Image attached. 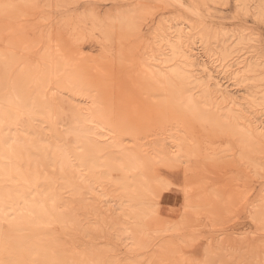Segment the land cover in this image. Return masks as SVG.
Returning <instances> with one entry per match:
<instances>
[{
  "label": "rangeland",
  "instance_id": "1",
  "mask_svg": "<svg viewBox=\"0 0 264 264\" xmlns=\"http://www.w3.org/2000/svg\"><path fill=\"white\" fill-rule=\"evenodd\" d=\"M0 2L10 5L9 13L11 12L10 17L1 15L0 22L6 23L7 20L9 26L26 30L25 35L28 40L41 37L38 46L29 51L30 54L28 52L27 55H23L25 61L36 63L37 54L44 47L53 53H63L67 48L65 55L73 56L76 63H80L78 66L85 65L82 67L85 70L88 66L92 68H88V72L86 70L87 74H90L87 80L92 79L95 85L100 87V89L96 88L93 94L101 90L100 93L105 94L104 97L107 98L106 119H116L120 127L119 137L125 140L128 147L136 146L130 144L131 132L137 133L136 137L140 138L137 140L139 144H144L142 149L135 148L137 156L144 165L139 167V172L134 169V173L125 172L123 176L132 181L138 176L144 178V174H150V178L156 177L168 184V188H162L160 193L158 192L160 197L149 194L146 190L151 183L150 178L141 181L144 190L128 192L133 199L131 209L140 203L147 206L157 205L154 209L159 216L156 218L151 216L149 222L152 225H157L156 223L159 222L161 228L155 232L152 228L144 227L136 242H133L124 227L132 221L129 216L122 217L124 223L117 225L100 220L97 224L98 230L90 233H83L80 227V229L75 228V224L80 221L81 226L87 227L89 226L87 222L92 223L95 219L93 216L90 215L89 218L80 211H75L78 219L76 222L61 218L59 202L66 199L71 188L61 189L57 195L55 191L59 183L56 180L54 181L56 187L53 185L52 189L57 197V201L53 204L57 206L54 209L52 204L47 208L48 214L52 216L49 217V222L31 221L19 217L0 220L1 261L15 259L16 263H26L24 244L38 239L65 254H84L91 250L104 249L100 254L103 264H178L177 262L187 260L201 261L205 247L210 244L208 246L215 250L221 240L224 246L222 253L225 264H248L249 259L264 264V231L259 230L260 226L255 223L256 219L252 211L253 205L260 203L264 194L261 192L264 189V153L257 155L255 161H248L239 156L235 135L230 138L225 131H220L214 119L216 114L225 113L228 105L226 101L218 98V93L212 89L209 92L200 84L187 85L192 94L189 105L184 107L187 105L184 99L181 100L182 102H174V105L182 104L184 107V114L182 113L181 117L185 122L182 123L180 114L179 121L169 118L168 111L165 116L161 114L157 104L167 97L165 92L150 91L148 83L142 84L138 81L139 74L145 73L147 64L156 66L158 62H162L159 67L170 78V85L166 86V89L173 91L174 94L181 92L179 82L173 75L180 67L181 58L175 55L173 47L178 40L177 32L181 29L188 33L186 35L190 39L184 36L182 38L196 42L202 59H208L213 65H227L254 56L251 61H256L257 65L248 70L244 69V74L235 86L232 79L226 82L228 78H225V75L217 74L218 67L214 69V74L219 75L222 84L229 85L231 93L240 98L239 105L247 110L244 111L245 113H251L264 122V0H197L198 6L194 7L191 0H0ZM94 11L100 18L126 15L139 25L140 31L138 35L120 37L118 31L116 29L114 31L115 26L112 30L114 32L110 34L111 31L109 33L105 31L106 35L110 34L109 37L105 36L91 21V14ZM45 34L48 36L46 37ZM4 36L1 32L0 40L1 38L4 40ZM225 36L230 37L228 41ZM54 42L56 44L61 42V45H56ZM19 55L22 56V51ZM79 84L72 90L60 89L58 99L48 105V107L51 105L56 112L59 111L57 124L64 125L62 105L67 98L69 100L67 101L69 103L71 101L70 104L74 106L83 105L88 101L87 93L89 94L91 87H85L83 81ZM29 85L34 88L33 82ZM5 90L0 91L2 115L6 114L5 100L10 92L9 89ZM167 98L169 99V96ZM34 103L32 108L37 112L45 108L35 100ZM195 105L203 108L204 112H192L191 107ZM168 120L170 122L166 126L169 132L181 135L185 132L189 138L190 146L179 152L181 156L177 158L178 162L154 157L152 147L157 143H150L152 137H146L148 133L154 132L155 128L161 127L159 122L164 124ZM32 123L35 129L37 123L33 121ZM88 124L92 125L89 120H85L82 125ZM57 128L59 129L58 126ZM36 130L38 132L36 134L39 135L40 129ZM50 134V129L41 133L44 138L46 135V138L49 137ZM64 145L61 150L68 148L66 153L68 160H71L70 163L78 168L82 165V170L85 167L84 172L76 167L80 172L78 174L89 181H94L93 193L100 195L95 204L100 211L117 215L121 213L122 208L129 209V206H126L128 202L124 192L115 191L114 186L110 185V182L116 183V179L107 180L104 185L96 182L109 174L111 170L107 166L101 164L88 173L87 166L78 163L75 159L74 151H80L79 145L75 142L73 145L64 142ZM26 149L27 153L29 151L30 154L38 153ZM175 149L176 147H173L172 150L175 152ZM29 155V159L33 158V162L29 163L27 157L20 162L27 159L29 166L34 168L37 165L38 168L44 165V160L40 161L39 155L35 157ZM36 157L39 161L34 159ZM43 165L42 172L53 179L56 178L49 165L45 164V167ZM106 169L110 171L107 172ZM94 183L96 184L93 185ZM227 190L237 195V203L232 207L234 213L232 209L228 214V217H232L231 221L229 218V222L225 219L226 224L217 226L213 224L210 215L203 207H197V203L204 199L211 204H218L221 197L228 193ZM106 191L111 193L106 194ZM163 227L166 228L162 230ZM229 235L241 238L245 243L234 248L224 239Z\"/></svg>",
  "mask_w": 264,
  "mask_h": 264
},
{
  "label": "bare ground",
  "instance_id": "2",
  "mask_svg": "<svg viewBox=\"0 0 264 264\" xmlns=\"http://www.w3.org/2000/svg\"><path fill=\"white\" fill-rule=\"evenodd\" d=\"M191 2L193 3V7L198 6L197 0H191ZM9 9L10 5L5 2H0V16L4 15L10 17L11 12L9 13ZM91 21L94 26H98L104 35L108 37L115 31V29L118 31L120 37L123 35H128V37L138 35L140 31L139 25H137L132 18L130 19L129 17H126V15L100 18L96 11H94V13L91 14ZM7 23V20L6 23L4 21L0 22V33L2 32V34L5 35L4 40H2V38L0 40V91L3 92L5 89L10 90V92L8 91L9 94L7 99L5 100L6 114H0V126L2 128L0 130V220L19 217L31 221L49 222L48 219L51 215L48 214L47 208H50L49 205H52L57 201L56 194L58 195V192H60L61 189L70 187L71 192L68 193L66 199L59 202V216L61 214V218H68L70 222H76L78 220L76 219L75 211H80L82 215L89 218L93 216L95 219H93L92 223L88 221L87 224H89V226L87 227L81 226L80 221L76 222L75 228H81L80 230H83V233H90L93 230H98L97 224L100 220H106V222L111 225H117V223H124L122 217L126 216L132 218V221L128 222L127 226L125 224L124 227L129 232L133 242H136L139 234L145 229L144 227L152 228V231L154 230L155 232L159 231L158 229H161L159 228V222H157L159 218L156 220L157 225H152V223L149 222L151 216L155 218L159 216L154 209L156 204L147 206L141 205L140 203V205H134L131 209L130 205L133 199L128 195V192L131 191L140 192L141 190H144L141 181L150 178V174H144V178H142L143 176H138L137 179H133L132 181L123 176L125 172L134 173V169H137L135 171L139 172V167L144 165L143 161L140 160L135 152L136 147L142 149L144 144H139L137 140L140 138L136 137L137 133L134 134V132H131L132 142L130 144L136 146L135 148L133 146L128 147L127 144H125V140L119 137L120 127L116 119H106L108 112L107 98L104 97L105 94L103 95L102 92L100 93L101 90L96 93L97 95L93 94V91L96 92L95 89H100V87L95 85L92 79L91 81L87 80V78L90 77L88 76L90 74H87V69H90L91 67H86V72V70L82 68L85 65H81L82 67L78 66L80 63L77 64L76 59H74L73 56H70L69 54L65 55V50L67 49L65 47H63V49L65 48L63 53H53L48 48L44 47L42 48V51L40 50L41 52H38L36 63L25 61L23 55L26 53L28 54L29 51L36 48L41 41V37H34V39L30 38V40H28L25 35L26 30L9 26ZM115 26L116 28H114ZM113 28L114 31L112 32ZM105 31L108 33L109 31L111 32L109 35H106ZM177 34L178 40L173 47V52L178 58H181V60L180 67L177 68L178 71L176 70L173 75L179 82L181 92L174 94L173 91L166 89V86L169 87L170 85V78L162 72L159 67V65H162V62H158L156 66L147 64L145 73L139 74L138 81L142 82V84L148 83L150 91L165 92V96H169V99L165 97L157 104L161 110V114L165 116L168 111L169 118L178 121L182 118L181 114L184 111V107L189 105L188 103L192 98L189 86L187 87V85L193 83L197 85L200 84L204 86L205 91L212 89V91L218 93V98L222 101H226L228 105L225 113L216 114L214 117L219 130L225 131L230 138L235 135L239 149V156L241 158H245L248 161H255L257 155L264 153V122L251 113H245L247 110L239 105L240 98L232 94L229 90V85H223L221 78H218L220 74H223L225 75V78H228L226 82H229L232 79L234 81V86L237 85L240 77L244 74V69L248 70L257 65L256 61H251L254 56H251V59L245 58L243 60H236L227 65H213L208 59H202L197 50L198 47L196 46V42L184 40L185 37L190 39V37L186 35L188 34L187 32L180 29ZM182 36H184V38H182ZM110 37H112V35ZM105 38L110 40V38ZM105 38L104 40L106 41ZM229 38L230 37H226V40L228 41ZM54 44L56 43L54 42ZM59 45H61V42ZM194 45L195 47H193ZM20 51H22V56L19 55ZM154 60L156 61V59ZM217 67L219 69H217L216 72L219 75L215 76L214 69ZM82 81L85 87H91L89 94L87 93L88 101L83 105L74 106L70 104L72 103L71 101L70 103L68 102V98V101L65 99L68 103L65 101L62 105L64 125L57 124L56 118L58 117L59 111L56 112L55 109L51 108V105L49 107L48 105L52 101L58 99L60 89L65 88L72 90L78 87V85H80L79 83ZM31 82L34 84L33 89L31 88V85H29ZM62 99L64 98L62 97ZM183 99L187 102V105H184V107H182V104L178 106L174 105V102H182L181 100ZM244 99L245 97L243 100ZM34 100L45 108L40 112L35 111V109L32 108V104H35ZM89 102L90 104H88ZM191 111L204 112V109L199 105H195L191 107ZM91 114L95 116L92 117L90 116ZM179 114L181 118L179 117ZM119 116L120 115H118V117ZM185 116L186 115H184V117ZM85 120H89V123L91 122L92 125H82ZM170 120L164 124L159 122L158 124L161 125V127L155 128V131L148 133L146 137H152V139L149 140L150 143H157V145L152 147V150H154V157H161L160 159L163 160L177 161V158H180L181 156L179 152L183 148L190 146L189 138L185 132H183L182 135L169 132L166 125ZM32 121L37 123L35 129H33ZM181 121L182 123L185 122L183 121V118ZM36 129H40L39 135L36 134L38 133ZM46 129H50L51 134L49 137L46 138V135L44 138V135H41V133ZM64 142L68 145H73L74 142L79 145L80 151H74L75 159L78 163L87 166L89 170L88 173L92 172L95 167H99L101 164H104L111 170L106 169L107 172L110 171L108 172L109 177L106 175V177H103L104 179L97 178L98 180L96 182L104 185L107 180L112 181L113 179H116V183L110 182V185L114 186L115 191L119 190V192H124V195H126V202H128L126 206H129V209L127 207L126 209L122 208L121 213L117 215L113 213L105 214L100 211L95 204L100 195H94L93 193L94 188L92 183L94 181H89V179L78 174V169L80 167L78 168L76 166L77 169L74 164L72 165L70 163L71 160H68V154L66 153L68 148L66 147V150L63 149L64 151L61 150ZM24 147L27 148V151L29 148V150H32V153H34L33 151L38 153L30 154V151L27 153ZM173 147H176V154H174L175 152L172 150ZM76 149L77 148H75V150ZM28 155L33 157L39 155L38 158L40 157V161L43 162L44 160V165H49L51 172L54 174L53 176L56 178L53 179L50 175V177L46 175L47 173L44 174L45 172H42V170L44 171L41 167L43 165L42 163L39 168L37 165V167H35L36 169L34 166H29L28 162H33V158L29 159ZM26 157L28 158V162L26 161L27 159L20 162ZM34 159L39 161L37 157ZM98 160H100V162ZM20 163H23L24 165H21ZM79 166L83 168L82 165ZM83 170L82 172L85 171ZM39 171H41L43 175L42 173L40 174ZM56 180L59 184L57 185V191H55V194L52 186L54 185L56 187L54 183ZM150 181L151 183L145 188L149 194L155 196L159 195L162 188L166 189L168 186V184L162 179L156 177L150 178ZM95 184L96 183L93 185ZM115 191H113V193H116ZM227 192V194L221 197L220 201L216 196L218 199L217 201H219L218 204H211L208 200L204 199H201L199 202L197 201V207H203L210 215L213 224L217 226L226 224V221L229 222L228 218L230 220L232 217H228V214L233 209L232 207L236 205L235 203H237V195L229 193L228 190ZM261 192H264V189ZM110 193L106 191V194ZM60 194L63 195L62 193ZM88 195L91 197L89 198ZM55 206L57 205L53 204L54 209ZM253 208L252 211L254 212V218L256 219L255 223L260 226V231H264V194H262L261 202L253 205ZM233 211L234 209L232 212ZM159 213H161V210ZM163 216L165 215L162 214V217ZM225 219L227 220L225 221ZM162 223L165 222L162 221ZM165 228L163 227L162 230ZM224 239L234 248L240 247L245 243L241 238L230 237V235L226 236ZM218 243L219 245L215 250L208 246L210 244L205 247L201 261L187 260L177 263L225 264L222 253L224 247L223 242L220 240ZM23 248L24 259L26 261V263L23 264H100V262L102 263L100 254L104 252V249H95L88 253L85 252L84 254H65V252L63 253L38 239L28 241L24 244ZM0 264L21 263H16L15 259H6L2 261L0 260ZM248 264L260 263L255 259L251 261L249 259Z\"/></svg>",
  "mask_w": 264,
  "mask_h": 264
}]
</instances>
